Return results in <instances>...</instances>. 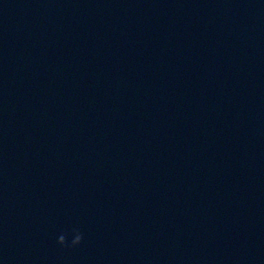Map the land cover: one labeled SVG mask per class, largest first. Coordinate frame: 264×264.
Masks as SVG:
<instances>
[{
  "label": "water",
  "instance_id": "1",
  "mask_svg": "<svg viewBox=\"0 0 264 264\" xmlns=\"http://www.w3.org/2000/svg\"><path fill=\"white\" fill-rule=\"evenodd\" d=\"M0 264H264V0H0Z\"/></svg>",
  "mask_w": 264,
  "mask_h": 264
},
{
  "label": "clouds",
  "instance_id": "2",
  "mask_svg": "<svg viewBox=\"0 0 264 264\" xmlns=\"http://www.w3.org/2000/svg\"><path fill=\"white\" fill-rule=\"evenodd\" d=\"M81 240V235L79 231H75L69 241V245H76L80 242ZM56 241L59 244H64V236L63 235H57Z\"/></svg>",
  "mask_w": 264,
  "mask_h": 264
}]
</instances>
